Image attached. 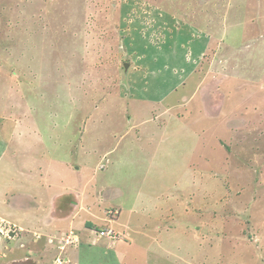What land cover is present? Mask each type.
<instances>
[{
  "label": "rangeland",
  "instance_id": "374dc122",
  "mask_svg": "<svg viewBox=\"0 0 264 264\" xmlns=\"http://www.w3.org/2000/svg\"><path fill=\"white\" fill-rule=\"evenodd\" d=\"M0 264H264V0H0Z\"/></svg>",
  "mask_w": 264,
  "mask_h": 264
},
{
  "label": "crops",
  "instance_id": "0c3cea01",
  "mask_svg": "<svg viewBox=\"0 0 264 264\" xmlns=\"http://www.w3.org/2000/svg\"><path fill=\"white\" fill-rule=\"evenodd\" d=\"M184 86H185V84H183L181 87H184ZM178 88H179V87H178ZM173 89H174V88H173ZM175 91L177 92V91H179V89H178V90L176 89ZM70 172H71V171H70ZM72 173H73V172H72ZM75 175H78V176L80 175L79 170H75ZM107 189H109V187H104V188H102L100 191L96 192V193H95L94 201L97 202L98 199H99V197H100V194H101V196H102V193H104L103 190L106 192ZM111 191H113V190H111ZM64 196H65L64 194L55 196L54 199H53V200H55L54 203H55V202L62 201V200L65 198ZM114 196H115V195H114ZM79 200H80V196H79ZM98 204H99V203H98ZM64 206H66V205H64ZM102 206H103V205H102ZM80 207H81V205H73V207H72L73 209H72V210L74 211V216H75V215H79V214H81L82 216H84L85 219L88 218V216H89V217H92V221L96 220V219H94V217H96V216L89 215V214H88V216L83 215L84 212H82V210H81ZM97 208H98V206H97ZM56 210H57V209H56ZM56 210H55V211H56ZM55 211H54V212H55ZM85 211H86V210H85ZM85 213H89V212L86 211ZM62 219H63V218H62ZM112 222H113V221H112ZM120 224H121V223L119 222V225H120ZM111 226H112V225H109V227H111ZM107 228H108V227H107Z\"/></svg>",
  "mask_w": 264,
  "mask_h": 264
},
{
  "label": "bare ground",
  "instance_id": "6f19581e",
  "mask_svg": "<svg viewBox=\"0 0 264 264\" xmlns=\"http://www.w3.org/2000/svg\"><path fill=\"white\" fill-rule=\"evenodd\" d=\"M214 40V39H213ZM18 44V43H17ZM210 46V45H209ZM62 181V180H61ZM63 182V181H62Z\"/></svg>",
  "mask_w": 264,
  "mask_h": 264
}]
</instances>
